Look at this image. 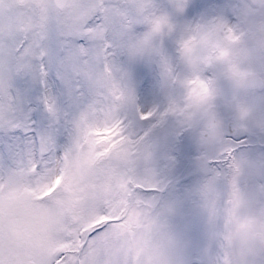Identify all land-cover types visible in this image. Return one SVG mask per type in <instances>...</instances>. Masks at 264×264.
Wrapping results in <instances>:
<instances>
[{
	"label": "clouds",
	"instance_id": "1",
	"mask_svg": "<svg viewBox=\"0 0 264 264\" xmlns=\"http://www.w3.org/2000/svg\"><path fill=\"white\" fill-rule=\"evenodd\" d=\"M144 16L156 160L128 185L138 219L116 264H264V0H151Z\"/></svg>",
	"mask_w": 264,
	"mask_h": 264
},
{
	"label": "snow or ice",
	"instance_id": "2",
	"mask_svg": "<svg viewBox=\"0 0 264 264\" xmlns=\"http://www.w3.org/2000/svg\"><path fill=\"white\" fill-rule=\"evenodd\" d=\"M92 25L89 20L85 27ZM73 43L86 46L83 37ZM38 51L39 67L46 70L35 79L11 81L27 123L0 129V246L12 241L26 246L31 254L23 264H116L114 241L138 216L129 206L132 196L123 203L113 193L135 182L130 161L155 127H143L153 113L118 101L93 105L69 145L67 124L60 119L52 124L40 97L54 95L65 120L89 97L79 79L58 75L64 53L51 26ZM189 95L200 98L195 89ZM0 264L7 262L0 258Z\"/></svg>",
	"mask_w": 264,
	"mask_h": 264
},
{
	"label": "rangeland",
	"instance_id": "3",
	"mask_svg": "<svg viewBox=\"0 0 264 264\" xmlns=\"http://www.w3.org/2000/svg\"><path fill=\"white\" fill-rule=\"evenodd\" d=\"M151 0H68L58 10L52 0H0V129L27 123L20 110L21 100L12 87L16 76H27L30 80L41 71L39 45L45 41L49 26L57 38V46L64 55L57 60L58 75L79 79L88 94V102L75 109L65 120V111L57 104L54 95L40 97L46 111L55 124L57 119L67 124L69 145L74 140L81 117L92 110L93 105L118 101L133 109H140L147 102L150 92L148 50L139 39L146 21L145 9ZM89 20L91 27H85ZM83 37L86 46L73 43ZM26 46L19 54L16 50ZM152 113V112H146ZM15 122V123H13ZM160 121L153 125L158 127ZM154 127V128H155ZM181 160L191 155L187 141L177 144ZM156 160V143L150 135L139 156L131 158L134 175L139 171L147 179ZM19 167V162L17 161ZM14 176L22 178L20 172ZM130 183L120 184L114 195L127 203L133 192ZM54 186V185H53ZM135 187H154L135 183ZM138 216V211L131 208ZM63 250V249H57ZM30 250L15 241L0 246V258L7 264H23Z\"/></svg>",
	"mask_w": 264,
	"mask_h": 264
},
{
	"label": "water",
	"instance_id": "4",
	"mask_svg": "<svg viewBox=\"0 0 264 264\" xmlns=\"http://www.w3.org/2000/svg\"><path fill=\"white\" fill-rule=\"evenodd\" d=\"M52 1L58 9H62L66 5V2H67V0H52ZM18 2L21 4L24 2V0H18Z\"/></svg>",
	"mask_w": 264,
	"mask_h": 264
}]
</instances>
